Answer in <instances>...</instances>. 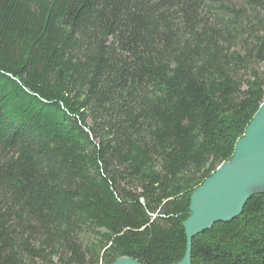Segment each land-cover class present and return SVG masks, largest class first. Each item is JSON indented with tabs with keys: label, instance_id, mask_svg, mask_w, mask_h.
I'll return each mask as SVG.
<instances>
[{
	"label": "trees",
	"instance_id": "trees-1",
	"mask_svg": "<svg viewBox=\"0 0 264 264\" xmlns=\"http://www.w3.org/2000/svg\"><path fill=\"white\" fill-rule=\"evenodd\" d=\"M0 0V264H177L191 194L264 102V0ZM191 264H264V190Z\"/></svg>",
	"mask_w": 264,
	"mask_h": 264
},
{
	"label": "water",
	"instance_id": "water-1",
	"mask_svg": "<svg viewBox=\"0 0 264 264\" xmlns=\"http://www.w3.org/2000/svg\"><path fill=\"white\" fill-rule=\"evenodd\" d=\"M258 190H264V102L237 141L232 158L191 194L189 215L183 222L186 250L177 264H191L192 239L217 222L239 216L247 200ZM112 264L142 263L120 257Z\"/></svg>",
	"mask_w": 264,
	"mask_h": 264
},
{
	"label": "rangeland",
	"instance_id": "rangeland-1",
	"mask_svg": "<svg viewBox=\"0 0 264 264\" xmlns=\"http://www.w3.org/2000/svg\"><path fill=\"white\" fill-rule=\"evenodd\" d=\"M238 2H240V3H241L242 1L240 0V1H238Z\"/></svg>",
	"mask_w": 264,
	"mask_h": 264
}]
</instances>
